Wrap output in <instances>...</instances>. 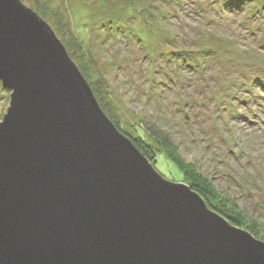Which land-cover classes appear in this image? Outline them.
Here are the masks:
<instances>
[{
	"label": "water",
	"instance_id": "water-1",
	"mask_svg": "<svg viewBox=\"0 0 264 264\" xmlns=\"http://www.w3.org/2000/svg\"><path fill=\"white\" fill-rule=\"evenodd\" d=\"M0 82V264H264V241L115 127L20 0H0Z\"/></svg>",
	"mask_w": 264,
	"mask_h": 264
},
{
	"label": "rangeland",
	"instance_id": "rangeland-1",
	"mask_svg": "<svg viewBox=\"0 0 264 264\" xmlns=\"http://www.w3.org/2000/svg\"><path fill=\"white\" fill-rule=\"evenodd\" d=\"M20 1L70 58L102 71L94 85L121 133L150 137L151 126L170 135L214 187V202L241 212L242 222H228L264 241V0ZM9 93L0 82V120ZM145 138L155 170L184 183Z\"/></svg>",
	"mask_w": 264,
	"mask_h": 264
},
{
	"label": "trees",
	"instance_id": "trees-1",
	"mask_svg": "<svg viewBox=\"0 0 264 264\" xmlns=\"http://www.w3.org/2000/svg\"><path fill=\"white\" fill-rule=\"evenodd\" d=\"M185 50V49H183ZM181 51H178L180 53ZM70 53V56L72 60L75 62L77 67L79 68L81 74L83 77L87 80L89 83L91 90L102 108V110L106 113L107 117L111 120V122L115 125V127H118V124L112 117V110L110 109L111 105L109 106V103L101 97L96 89V86L94 85V76L93 72H101L100 70H93V68L88 67L86 64H84L80 58H75L73 54ZM90 60H92L90 58ZM96 62V61H95ZM97 63V62H96ZM97 64L93 63V67H96ZM151 126H148L147 129L149 130V134L151 138H155L157 141L158 148H161L163 151V154L169 160L172 162L176 168L181 172L182 174V181H184L185 184L189 186V188L195 192H197L203 199L208 203V205L211 206V208L228 219L230 222H232L235 225H238V220L242 222V218H239V215L236 210L237 207L235 206V211H229L225 209L226 207H222L221 204L214 202L218 197L214 192V187L211 185V183L205 179L196 168H194L193 164L190 162H187L181 154L178 152L176 146L173 144L172 138L168 134H162L158 130L152 131L150 129ZM127 135V134H126ZM148 138H150L148 135H146ZM145 134L138 132L137 135L128 136L133 144L139 149V151L150 161L154 160V163L157 159V155L154 152V148L151 147L150 143L147 141ZM215 195L212 198V195ZM211 196V198H210ZM239 211V210H238ZM240 212V211H239ZM241 213V212H240ZM245 224V222L243 223ZM240 226V225H239ZM248 227H253L252 225H247ZM246 224L242 227L247 228ZM255 228V227H253ZM249 232L250 230L247 229Z\"/></svg>",
	"mask_w": 264,
	"mask_h": 264
}]
</instances>
